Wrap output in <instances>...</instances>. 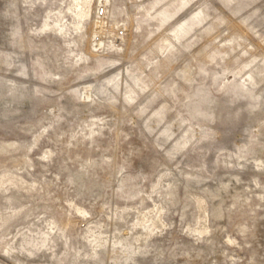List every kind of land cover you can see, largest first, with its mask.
I'll use <instances>...</instances> for the list:
<instances>
[{
  "label": "rangeland",
  "instance_id": "rangeland-1",
  "mask_svg": "<svg viewBox=\"0 0 264 264\" xmlns=\"http://www.w3.org/2000/svg\"><path fill=\"white\" fill-rule=\"evenodd\" d=\"M0 264H264V0H0Z\"/></svg>",
  "mask_w": 264,
  "mask_h": 264
}]
</instances>
